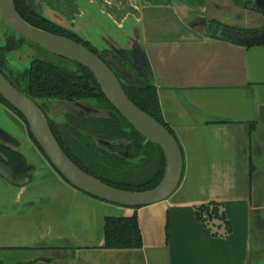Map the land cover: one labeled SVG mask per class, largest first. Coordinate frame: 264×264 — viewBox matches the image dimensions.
Listing matches in <instances>:
<instances>
[{"label":"crops","instance_id":"crops-1","mask_svg":"<svg viewBox=\"0 0 264 264\" xmlns=\"http://www.w3.org/2000/svg\"><path fill=\"white\" fill-rule=\"evenodd\" d=\"M28 2L78 34L107 19L121 37L102 28L104 39L118 48L139 33L184 171L168 199L138 209L92 196L57 172L24 186L0 175V264H264V44L196 28L203 20L228 28L224 14L256 11L232 0ZM209 203L230 229L198 218ZM135 212L143 247L104 248L105 217Z\"/></svg>","mask_w":264,"mask_h":264},{"label":"trees","instance_id":"trees-1","mask_svg":"<svg viewBox=\"0 0 264 264\" xmlns=\"http://www.w3.org/2000/svg\"><path fill=\"white\" fill-rule=\"evenodd\" d=\"M232 2L243 8L258 11L249 0H232ZM16 7L20 15L30 24L81 42L98 54L119 77L130 99L173 133L163 118L156 85L150 77L142 78L134 72L128 50L105 49L113 54L105 55L70 29L37 14L25 0H16ZM212 24L215 28L214 34H218L220 28L225 26L216 20H213ZM13 36L7 39L4 46H0V71L19 88L3 69L7 66L8 54L18 49L21 41L25 40L19 36L16 38V34ZM106 57L111 58L124 71L114 66ZM74 64L76 69L68 70L47 60L35 59L25 75H16L18 82L28 78L25 89H19L38 103L64 151L83 170L108 184L127 190L144 191L155 187L165 172L163 150L152 142H146L145 137L115 109L94 74L87 67ZM0 99L23 117L21 112L1 95ZM61 99L90 100L93 102V108L95 107L94 109L101 114L82 115L67 112L64 120L56 122L48 117L42 104L48 100ZM30 135L47 157L31 131ZM0 150L8 157V164L18 176L28 175L27 158L22 152L3 144H0ZM138 208L140 207H136ZM197 216L207 225L214 220H222L230 229V223L226 220L219 204L201 205L197 209ZM104 235L106 249L143 247V235L136 212L131 216L105 217Z\"/></svg>","mask_w":264,"mask_h":264},{"label":"water","instance_id":"water-1","mask_svg":"<svg viewBox=\"0 0 264 264\" xmlns=\"http://www.w3.org/2000/svg\"><path fill=\"white\" fill-rule=\"evenodd\" d=\"M253 5L264 15V0H253ZM0 15L5 24L16 34L40 45L47 51L87 67L99 82L103 92L115 109L142 135L164 152L165 172L161 181L153 188L133 191L108 184L79 167L64 151L50 126L49 120L38 103L25 92L15 87L0 71V95L27 120L30 131L43 149L52 166L73 186L104 201L126 207H144L168 199L179 187L184 171V155L176 136L163 123L137 106L126 93L119 77L106 61L84 44L71 38L38 28L26 21L18 12L15 0H0ZM211 20H203L198 31L210 33ZM248 33V32H246ZM234 41L248 46L264 44V27L245 34L237 31ZM245 34V35H244ZM139 33L131 47L118 48L108 44L105 49L128 50L134 72L142 78L150 77L154 83L152 69L140 44ZM103 49V50H105ZM114 66L111 58L106 57ZM155 84V83H154ZM88 114H99L92 106H84ZM0 175L9 183L24 186L32 176L16 175L8 164V157L0 152ZM29 171V165H28Z\"/></svg>","mask_w":264,"mask_h":264},{"label":"rangeland","instance_id":"rangeland-1","mask_svg":"<svg viewBox=\"0 0 264 264\" xmlns=\"http://www.w3.org/2000/svg\"><path fill=\"white\" fill-rule=\"evenodd\" d=\"M239 11V9H237ZM241 11V12H240ZM239 12H232L224 14L226 18L231 20V26L238 28H260L264 27V15L258 14L260 12H252L250 14L240 10ZM112 33L115 37L120 38L117 35V29H115L111 23L105 18H99L96 22L91 23L86 28L78 31L80 36L84 39L90 41L92 45L97 48L98 51H102L109 45L106 44L104 39L103 29ZM75 31V30H74ZM77 32V31H75ZM8 35H11V31L7 29L4 22L0 17V45H3L6 41ZM121 42V41H120ZM124 47L127 46V41H122ZM8 67L14 70V74L20 73L25 75L31 67V62L34 59L47 60L57 66L66 68L68 70H75L76 65L74 62L67 60L63 57L55 55L36 44L26 40L23 42L22 48L16 52L9 55ZM6 74L11 78V80L20 88L24 89L26 82L23 79L22 82H18L14 75H10L9 69H5ZM28 78H26L27 81ZM48 105H51L53 109L51 110V116L59 115L61 110L66 107L71 108H82L86 106L91 107L92 101L90 100H48ZM98 114V113H97ZM101 114V113H99ZM61 120V119H60ZM0 135L4 143L9 144L12 148L22 152L26 158L29 165V174L33 177V181L45 180L52 177L54 173L58 171L52 166L49 159L43 154L39 146L35 143L30 135V129L25 124L24 120L20 118L11 108H9L4 102L0 100ZM13 139L14 142H7L8 139ZM145 264V263H144Z\"/></svg>","mask_w":264,"mask_h":264},{"label":"flooded vegetation","instance_id":"flooded-vegetation-1","mask_svg":"<svg viewBox=\"0 0 264 264\" xmlns=\"http://www.w3.org/2000/svg\"><path fill=\"white\" fill-rule=\"evenodd\" d=\"M26 1V3L37 13V14H39L40 16H43V17H45V18H47V19H49V20H51V21H53V22H55V23H57V24H59L57 21H55L54 19H52V18H50L49 16H47V15H45V14H42V13H38L31 5H30V3L28 2V0H25ZM251 3H253V0H249ZM15 2H16V0H15ZM241 7V6H240ZM247 9V8H246ZM0 17H1V15H0ZM1 19H2V17H1ZM2 21L4 22V20L2 19ZM4 24H5V22H4ZM61 25V24H60ZM5 26L7 27V29L8 30H10L11 31V35H8L7 36V38H6V41H7V39L8 38H12V37H14L13 36V34H16L15 32H13L6 24H5ZM63 26V25H62ZM64 27H66V26H64ZM66 28H68V27H66ZM210 28H211V31H213V32H215V28H214V26H213V24L211 23V25H210ZM68 29H70V28H68ZM71 30V29H70ZM256 30H260V28H252V29H250V28H238V27H235V26H228V28H225V27H222V28H220V32L221 33H223L224 31H227V34H229L230 36H232V37H236V36H238V34H237V31H243V32H245V34H249V33H251V32H253V31H256ZM71 31H73V30H71ZM74 33H76L75 31H73ZM246 32H248V33H246ZM78 36H80L78 33H76ZM244 34V35H245ZM17 36H19V37H22V36H20V35H18V34H16V38H17ZM81 38H83L82 36H80ZM22 38H24V37H22ZM25 40H22L21 41V44H20V46H19V48L18 49H16V50H14V51H12V52H10L9 54H8V56H7V58L9 57V55L11 54V53H13V52H16V51H18V50H20L21 48H22V45H23V42L24 41H26V40H28V39H26V38H24ZM84 39V38H83ZM74 40V39H73ZM84 40H86V39H84ZM6 41H5V43L3 44V45H0V46H4L5 44H6ZM28 41H30V40H28ZM86 41H88V40H86ZM30 42H32V41H30ZM91 45H92V43L90 42V41H88ZM32 43H34V42H32ZM81 43V42H80ZM34 44H36V43H34ZM83 44V43H82ZM37 46H39V47H41L40 45H38V44H36ZM86 46V45H85ZM93 46V45H92ZM88 47V46H87ZM42 48V47H41ZM89 48V47H88ZM44 49V48H43ZM46 50V49H45ZM102 52L105 54V55H113L111 52H109L108 50H102ZM35 60V59H34ZM43 60V59H42ZM68 60V59H67ZM71 61V60H70ZM73 62V61H72ZM74 63H76V62H74ZM8 64H9V59H8V62H7V66L5 67V68H3L4 69V71H5V69H9V71H10V75H14V77H15V79H16V75H18V74H20V73H17V74H14L15 72H14V70L13 69H10L9 67H8ZM22 75V74H21ZM23 81V79L20 81V82H22ZM25 82H26V79L24 80ZM13 84V83H12ZM14 85V84H13ZM15 86V85H14ZM25 86H26V84H25ZM16 87V86H15ZM18 88V87H17ZM20 88V87H19ZM18 88V89H19ZM24 89H25V87H24ZM19 90H21V89H19ZM22 91V90H21ZM24 92V91H23ZM1 100V99H0ZM2 101V100H1ZM3 102V101H2ZM49 103H48V101L47 102H45V103H43L42 104V107H43V109H44V111L46 112V114L48 115V117L49 118H51V119H53V120H55L56 122H61L62 120H64V117H65V114L67 113V112H73V113H77V114H82V115H88V112H87V110H86V108L85 107H82V108H71V109H69V108H65V109H63V110H61L62 112H60L59 113V115H57V116H51V114H50V112H51V110L53 109V107L51 106V105H48ZM7 105V104H6ZM86 105V104H85ZM84 105V106H85ZM8 106V105H7ZM12 106V105H11ZM92 107L94 106L93 105V103H92V105H91ZM9 108H11L10 106H8ZM95 108V107H94ZM12 109V108H11ZM12 111H14L13 109H12ZM15 112V111H14ZM16 113V112H15ZM17 115H19L18 113H16ZM20 116V115H19ZM20 118L21 119H23L24 120V122H25V124L29 127V124H28V122H27V120L24 118V117H21L20 116ZM61 119V120H60ZM29 129H30V127H29ZM1 139H3L2 138V136L0 135V144H3V145H5V146H9V147H11L9 144H6V143H4ZM14 142V140L13 139H8L7 140V142ZM0 152H2L1 150H0ZM2 153H4V152H2ZM0 157H1V155H0ZM1 159H2V157H1ZM0 159V160H1ZM17 175V174H16ZM18 176V175H17Z\"/></svg>","mask_w":264,"mask_h":264}]
</instances>
